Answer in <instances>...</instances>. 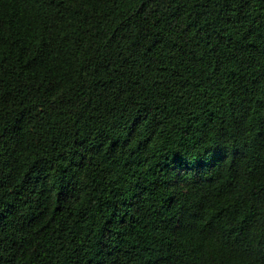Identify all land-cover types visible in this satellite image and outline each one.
Here are the masks:
<instances>
[{
  "label": "trees",
  "instance_id": "1",
  "mask_svg": "<svg viewBox=\"0 0 264 264\" xmlns=\"http://www.w3.org/2000/svg\"><path fill=\"white\" fill-rule=\"evenodd\" d=\"M0 264H264V0H0Z\"/></svg>",
  "mask_w": 264,
  "mask_h": 264
}]
</instances>
